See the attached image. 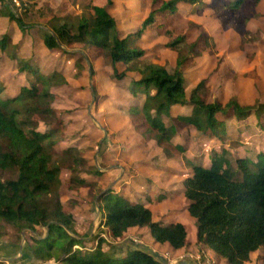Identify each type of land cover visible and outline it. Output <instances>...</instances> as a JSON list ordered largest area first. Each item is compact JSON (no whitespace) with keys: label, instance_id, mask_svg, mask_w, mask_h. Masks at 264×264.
Returning a JSON list of instances; mask_svg holds the SVG:
<instances>
[{"label":"rangeland","instance_id":"obj_1","mask_svg":"<svg viewBox=\"0 0 264 264\" xmlns=\"http://www.w3.org/2000/svg\"><path fill=\"white\" fill-rule=\"evenodd\" d=\"M163 1L0 0V38L9 36L6 51L0 47V88L3 90L0 96L15 95L27 83L29 74L19 71L13 53L18 59L30 61L54 83L53 112L45 118L34 114L30 125L34 132L46 134L60 121L63 123L52 138L58 140L55 159L61 167L60 197L64 208L74 215L78 234L87 239L83 248H95L96 236L100 234L107 240L104 248L116 245L125 252L131 245L146 247L164 264H230L198 239L196 218L188 210L191 202L184 195L183 180L192 174L185 157L192 156L196 163L206 165L217 154L234 160L247 157L257 159L264 166V0L259 1L244 26L234 19L223 22L215 5L217 0H200L196 7L181 4L178 7L181 14L174 19L175 33L182 30L185 36L181 49L191 51L194 46L193 62L184 73L189 81L187 85L191 86L188 97L191 88L203 81L201 93L206 102L225 104L236 97L241 104L255 105L259 112L241 120H227L225 136L207 137L192 125L177 124L179 115L193 112V106L187 104L174 106L170 115L163 116L167 126L175 125L177 129L170 146L161 147L154 140H146L129 117V107L138 104L136 98L124 92L129 79L116 82L109 58H90L92 49L82 43L54 49L45 43L44 36L55 18L65 22L101 7L116 19L117 28L124 36L135 32L150 11L160 8ZM3 4H8L23 20L24 27L10 18ZM155 33L150 29L138 41L146 50L144 60L166 66L173 73L179 52L167 45V36L155 37ZM131 76L137 78L139 74L131 73ZM219 115L229 118L226 114ZM176 144H183L185 152L177 149ZM66 149H72V155H65ZM255 165L251 172L258 171V163ZM94 166L102 172L99 177L81 175ZM82 176L97 180L92 193L91 186H82L78 181ZM242 176L243 173L238 174ZM102 187L104 191L113 189L132 203L149 206L154 220L163 225L183 223L187 230L186 244L176 249L158 242L148 227H132L120 239H112L109 231H103L100 201L96 198ZM45 230L39 227V233L45 234ZM17 234L9 228L0 237V264H61L55 259L34 258L27 243L34 234L24 230L20 241L14 243ZM245 264H263V250L253 252Z\"/></svg>","mask_w":264,"mask_h":264},{"label":"trees","instance_id":"obj_2","mask_svg":"<svg viewBox=\"0 0 264 264\" xmlns=\"http://www.w3.org/2000/svg\"><path fill=\"white\" fill-rule=\"evenodd\" d=\"M112 1V0H110ZM260 0H217L216 7L220 19L228 23L232 19L245 25L254 14ZM182 2L197 3L200 0H164L160 8L153 9L140 27L125 36L117 28L116 19L106 9L94 7L93 13L81 14L62 22L55 18L47 31L45 43L49 48L82 43L89 46L95 60L101 56L110 59L117 82L129 79L124 92L138 100L130 107V118L135 129L154 140L161 147L170 146L177 129L167 126L164 115H170L174 106L192 105L190 115H179L177 124L194 126L207 137L225 136L227 120L244 119L251 114L259 115L255 105L241 104L236 97L227 103L206 102L201 89L204 82L191 88L188 97V80L185 70L192 64L191 51H184L182 30L176 34V20ZM11 19L24 27L23 20L8 6ZM169 19V22L166 20ZM155 30V37L167 36L168 46L178 50L177 66L173 73L166 66L153 61H145L144 50L138 44L148 30ZM242 30V28H240ZM9 36L2 35L0 47L6 51ZM19 71L27 72V83L20 92L6 98L0 96V237L9 228L17 231L14 243H18L24 230L34 234L28 239L34 258L41 261L55 259L61 264H164L146 247L129 246L123 251L121 246L104 248L107 240L97 234V245L93 249L83 248L86 238L78 234L72 212L64 208L61 201V167L55 159L52 140L60 121L49 132H34L31 116L42 118L52 113L51 103L56 94L54 83L30 64L17 57ZM138 73L139 77H132ZM3 90L0 88V93ZM232 112L230 115L229 113ZM219 113L229 115L221 117ZM50 116V115H49ZM29 125L31 127H29ZM185 152V147L176 145ZM72 149L64 150L72 155ZM226 151V150H225ZM226 153V152H225ZM224 153V154H225ZM77 157V155H73ZM228 155H213L211 164L196 163L194 157H185L192 167V174L184 181V195L191 202L188 210L196 218L198 239L230 264H245L253 252L263 250L264 264V166L257 159L241 157L230 159ZM78 159V158H77ZM259 165L258 171L251 172ZM102 172L97 166L81 175ZM243 173L242 177H238ZM9 174V175H7ZM90 192L97 187V180L82 176L78 180ZM94 188V189H93ZM96 196L103 217V231H109L118 240L132 227H148L156 241L168 243L176 249L186 244L187 230L183 223L176 221L163 225L154 220L153 210L143 203H132L113 189ZM95 194V193H94ZM45 227V234L39 233ZM126 253V254H125Z\"/></svg>","mask_w":264,"mask_h":264},{"label":"crops","instance_id":"obj_3","mask_svg":"<svg viewBox=\"0 0 264 264\" xmlns=\"http://www.w3.org/2000/svg\"><path fill=\"white\" fill-rule=\"evenodd\" d=\"M226 1H228V0H226ZM232 1H234V0H232ZM203 2H204V0H203ZM203 2H202V4H203ZM181 4H190L192 7H196L197 5H199L200 3L199 2H197V3H194V4H192V3H188V2H182V3H180L179 5H181ZM130 33H132V32H130ZM126 35V34H125ZM124 35V36H125ZM54 49V48H53ZM90 58H92V56L90 55ZM26 59V58H25ZM116 82H117V80H116ZM117 83H119V82H117ZM121 83V82H120ZM24 85V84H23ZM128 84H126V86H127ZM126 88V87H125ZM54 91H55V89H54ZM56 93V92H55ZM127 94V93H126ZM128 95V94H127ZM128 96H130V95H128ZM136 98V97H135ZM132 106V105H131ZM130 106V107H131ZM130 107H129V111H128V113L130 112ZM185 115H187V114H185ZM129 117H130V115H129ZM176 145H182V146H184L183 144H176ZM185 147V146H184ZM202 163V162H201ZM204 164V163H203ZM184 181V180H183ZM150 188L148 187L147 188V191L149 192L150 190H149Z\"/></svg>","mask_w":264,"mask_h":264}]
</instances>
